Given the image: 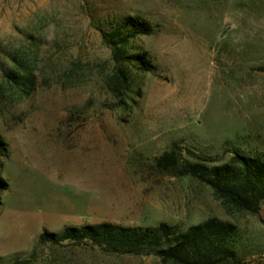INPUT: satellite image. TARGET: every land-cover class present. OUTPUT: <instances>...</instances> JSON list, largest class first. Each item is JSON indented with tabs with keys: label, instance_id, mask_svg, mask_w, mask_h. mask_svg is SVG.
<instances>
[{
	"label": "rangeland",
	"instance_id": "1",
	"mask_svg": "<svg viewBox=\"0 0 264 264\" xmlns=\"http://www.w3.org/2000/svg\"><path fill=\"white\" fill-rule=\"evenodd\" d=\"M127 16L153 26L133 45L155 69L131 75L124 105L99 28ZM12 57L30 62L36 85L0 95V264H162L38 235L212 216L236 224L241 264H264V203L258 214L226 208L153 166L173 145L191 160L264 156V0H0V84Z\"/></svg>",
	"mask_w": 264,
	"mask_h": 264
},
{
	"label": "trees",
	"instance_id": "2",
	"mask_svg": "<svg viewBox=\"0 0 264 264\" xmlns=\"http://www.w3.org/2000/svg\"><path fill=\"white\" fill-rule=\"evenodd\" d=\"M99 29L113 61L109 84L117 92L120 104L129 105L126 95L132 90L131 75H143L155 69L145 52L134 47L133 41L138 36L151 34L153 26L137 16H127ZM2 70L0 95L9 89L17 98H22L34 90L36 74L29 61L12 57L10 66ZM6 155L7 147L0 136V156ZM153 166L161 172L189 176L206 185L226 208L258 214L264 203V156L259 153L249 154L234 148L222 162L200 155H194L191 160L184 158L173 145L154 158ZM7 186V181L0 176V192ZM238 237L236 224L212 216L185 229L166 221L149 226H125L109 221L67 225L59 232L43 230L38 241L92 244L110 253L153 255L162 264H241ZM12 264L31 263L15 258Z\"/></svg>",
	"mask_w": 264,
	"mask_h": 264
}]
</instances>
